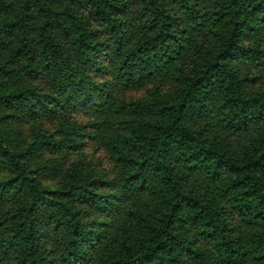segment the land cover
<instances>
[{"label": "trees", "instance_id": "16d2710c", "mask_svg": "<svg viewBox=\"0 0 264 264\" xmlns=\"http://www.w3.org/2000/svg\"><path fill=\"white\" fill-rule=\"evenodd\" d=\"M0 264H264V0H0Z\"/></svg>", "mask_w": 264, "mask_h": 264}, {"label": "rangeland", "instance_id": "374dc122", "mask_svg": "<svg viewBox=\"0 0 264 264\" xmlns=\"http://www.w3.org/2000/svg\"><path fill=\"white\" fill-rule=\"evenodd\" d=\"M92 146H90V145H87V146H85V149H84V151L87 153V152H90V151H92ZM95 156L96 157H100V158H102V154H101V151H96L95 152ZM102 160V163L105 165V166H107V161H106V159H101Z\"/></svg>", "mask_w": 264, "mask_h": 264}]
</instances>
